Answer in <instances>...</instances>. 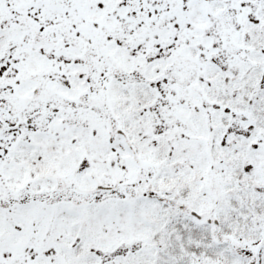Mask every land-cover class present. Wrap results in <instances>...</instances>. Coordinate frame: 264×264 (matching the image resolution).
<instances>
[{"label": "snow or ice", "instance_id": "obj_1", "mask_svg": "<svg viewBox=\"0 0 264 264\" xmlns=\"http://www.w3.org/2000/svg\"><path fill=\"white\" fill-rule=\"evenodd\" d=\"M0 264H264V0H0Z\"/></svg>", "mask_w": 264, "mask_h": 264}]
</instances>
